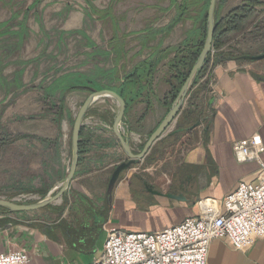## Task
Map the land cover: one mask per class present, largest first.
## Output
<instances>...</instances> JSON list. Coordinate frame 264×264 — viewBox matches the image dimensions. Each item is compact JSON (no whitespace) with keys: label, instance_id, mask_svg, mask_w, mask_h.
Instances as JSON below:
<instances>
[{"label":"crops","instance_id":"crops-1","mask_svg":"<svg viewBox=\"0 0 264 264\" xmlns=\"http://www.w3.org/2000/svg\"><path fill=\"white\" fill-rule=\"evenodd\" d=\"M110 1L104 0L105 5L101 0L93 2L105 9ZM244 1L217 0L215 21L225 18ZM255 1V15L245 22L242 31L229 34L215 53L233 57L219 63H215L216 55L211 59L190 88L179 116L153 145L147 160H141L143 170L121 173L110 199L107 190L111 176L127 156L113 131L117 103L107 97L96 99L84 117L80 137L83 152L70 186L58 200L39 210L11 212L21 216L9 214L14 222L0 228V253L27 249L31 254L29 264H90L104 253L109 230L158 232L199 216L198 202L204 199H210L223 211L221 201L226 194L233 192L240 181L255 180L259 163H239L233 151L234 142L240 139L255 138L264 145V58H248L264 54V0ZM124 2L129 4L123 15L114 9L120 27L118 36H124L119 51H125V56L118 63L113 54L107 56L112 29L104 33L95 15L85 17V3L84 10L81 8L84 15L76 18L74 28H68L77 35L76 46L82 48L70 50L66 37L60 35L56 40L59 51L50 56L55 61L49 68L36 71L31 81L21 78L20 71L3 86L4 99L9 91L24 99L33 92L34 105L39 106L33 119L37 118L45 128L37 135L24 133L29 137L19 140L6 134L0 136L1 198L12 195L18 203H34L57 191L66 177L72 157L70 118L79 99L91 94L68 89L71 79L83 75L92 81L91 86L99 88L96 90H124L125 74L155 50L163 51L183 42L192 47L202 36V9L186 15L169 31L168 24L176 16V10L169 8L170 0H122L116 5ZM155 30L159 31L154 33ZM178 55L169 52L156 69L153 92L144 91L126 107L123 130L130 132L135 151L142 150V144L171 107L170 98L165 99L171 89L166 80L173 74L170 64ZM60 56L64 61H57ZM38 58L36 54L30 60ZM108 62L105 70L103 64ZM147 101L152 106L145 114ZM156 116L160 118L151 127ZM30 137L39 139L42 147L20 151L10 148ZM260 157L264 161V152ZM53 178L56 180L52 184ZM24 194L31 197L22 202L19 199ZM206 263L264 264V239L244 250L232 248L224 239L213 240Z\"/></svg>","mask_w":264,"mask_h":264},{"label":"built area","instance_id":"built-area-1","mask_svg":"<svg viewBox=\"0 0 264 264\" xmlns=\"http://www.w3.org/2000/svg\"><path fill=\"white\" fill-rule=\"evenodd\" d=\"M216 52L215 48L211 50V59ZM233 151L239 163L257 161L260 169L255 180L240 181L233 192L224 196L223 211L210 199H204L198 202L199 216L186 218L158 232L125 233L111 229L106 236L104 253L90 264H207L213 240L224 239L232 248L244 250L264 239V161L260 157L264 145L255 138L240 139L234 142ZM140 162L129 171H142ZM30 197L24 194L19 200L24 202ZM30 261L27 249L0 253V264H29Z\"/></svg>","mask_w":264,"mask_h":264},{"label":"rangeland","instance_id":"rangeland-1","mask_svg":"<svg viewBox=\"0 0 264 264\" xmlns=\"http://www.w3.org/2000/svg\"><path fill=\"white\" fill-rule=\"evenodd\" d=\"M93 1H96V3L100 2V0ZM101 1L103 5H105L104 0ZM85 3V0H0V136L4 135V133L12 137L14 136V138L22 136V134L25 135L24 133L37 135L45 128L41 127L42 122L37 118L33 119V116H36V112L39 110V106L34 105L35 102L32 97L33 92H31V96L24 99L22 95L18 96L17 92L13 93L9 91L7 93L8 97L6 96L7 98L4 99L6 94L3 93V86L5 83L10 84L11 80L14 78L13 75L20 73V71H22V74H20L21 78L31 81L36 71L39 72L49 68L51 63L55 61L51 59L50 56L53 55L54 52L59 51L56 40L60 35L66 37L68 40L66 41L67 48L70 50L82 48L76 46L77 35L75 33H70L72 30L68 31V28H74L76 18L83 14L81 13V8ZM128 4L129 3L124 2L118 6L116 5L115 10L117 14L123 15L124 7ZM84 14L85 17L91 15L88 12ZM66 20H70V22ZM4 23L9 24L8 29L10 31H15V33L21 32L20 28L22 25L26 30L23 41L20 40V38L11 37L8 33H6L7 35H3L2 30ZM90 23H92L91 20ZM82 27L84 30H87L86 25H82L81 28ZM93 28L96 29L95 26ZM109 30L110 28L107 27L103 32L107 33ZM93 31H91V33H93ZM36 54H39V58L34 59V61L30 60ZM57 61H64V59L60 56L57 58ZM19 62L22 63L18 64ZM109 65V62L103 64L105 70ZM76 99L77 98H75V100ZM83 100H85V98L79 99L78 104L74 106L73 115L69 123L70 132L72 131L75 116L83 104ZM24 115L30 116L31 118H24ZM158 118L160 117L156 116L154 122L151 120V127L156 126ZM51 128L52 127H50V129ZM151 133L152 132H149L148 134L150 135ZM25 141L16 143L10 148L20 151L25 148L37 149L42 147V142L37 138H31ZM136 152L140 151L136 150ZM142 163L143 167L141 170L145 167L144 162ZM17 171L21 176V173H19L21 171L20 167L17 168ZM12 174L8 175L12 176ZM55 180L56 179L53 178L51 183L53 184ZM52 184L48 185L51 186ZM12 199L15 198L11 195L7 197L6 200ZM9 214L17 217L21 216L18 215V213L17 215L16 213H6L0 208V217H9Z\"/></svg>","mask_w":264,"mask_h":264},{"label":"trees","instance_id":"trees-1","mask_svg":"<svg viewBox=\"0 0 264 264\" xmlns=\"http://www.w3.org/2000/svg\"><path fill=\"white\" fill-rule=\"evenodd\" d=\"M122 0H111L108 4V7L105 9L98 8L93 0H85L87 4V10L91 14V16L95 15L97 17V20L101 21L102 27L107 29V27L111 28L113 33L112 36L107 41L108 43V55L113 54L114 62L118 63L119 60L123 59L125 56V51L120 52L119 49L122 48L124 45L123 43V37L118 36V31L120 30V27L118 26V19L116 17V12L114 11L115 5ZM210 0H170V7L174 8L176 10V16L170 21L168 24V30L170 31L173 29L177 23L182 21L184 18H186V15H189L190 13H200V9H202L201 13V19L203 24V30H202V36L200 40L196 43V45H193L190 47L188 42H183L182 44L171 46L163 51H159L158 49L155 50L154 54L151 55L148 59L142 61L139 63V66L135 68L131 73H126L123 77V83H124V90H118L117 93L127 102V106L136 102L140 96L143 95L144 91H147L148 93L153 92V81L155 78V73L157 72L156 69L159 65V63L164 60L166 57H168L169 52L175 51L176 55L178 54H187L189 56H185L183 58H180L179 55L177 58L170 64V69L172 70L173 74L170 76L169 79L166 80L167 85L171 87L170 93H168V97L166 96L165 99L171 100V104L176 98L177 94L179 93L182 84L185 82V79L188 77L190 73V69L192 68L193 64L199 57V53L204 45L205 37H206V30H207V14H208V6H209ZM258 4V1L255 0H246L242 3V5L235 7L232 9L225 18L221 20H216V30L213 36V49L220 48L226 41L229 34L234 32H240L242 31L245 22L251 19L255 13H256V6ZM166 11V10H164ZM9 24L4 23L3 27V35L8 33L11 37L20 38V40L23 41V38L25 37V28L21 25V32L15 33V31H10ZM159 30L153 31L154 33L158 32ZM7 35V34H6ZM110 49V50H109ZM106 54L103 53V56ZM229 57H233V55L229 56H223V55H217L216 54V61L215 63H219L223 60H226ZM211 60V54L208 56L205 66L203 68V71L199 75V77L196 79L198 80L202 73L206 70L205 67H207V64ZM184 69V71H183ZM76 77V76H75ZM77 79H71L70 82H72L71 87L68 89H77V90H85L87 92L93 93L96 89H99L97 87L91 86L92 81L83 75L77 76ZM177 81V84L174 82ZM15 83V81H14ZM47 91V90H46ZM49 93V92H48ZM51 107H54L55 104L53 102L49 103ZM152 104L150 101H147V109L145 111L148 112L150 110ZM171 106V105H170ZM143 117H145L143 115ZM180 128V127H179ZM178 128V129H179ZM6 134V133H4ZM82 134V133H81ZM29 137L28 135H22L17 136L14 139H22V138ZM32 138V137H30ZM144 143L142 144V148ZM80 148V155L83 152L82 148V142L79 143ZM148 158V157H147ZM145 160H147L145 158ZM2 211L6 213H11L13 211L6 210L2 207H0ZM14 220L11 217H1L0 218V228H4L10 223H13Z\"/></svg>","mask_w":264,"mask_h":264},{"label":"water","instance_id":"water-1","mask_svg":"<svg viewBox=\"0 0 264 264\" xmlns=\"http://www.w3.org/2000/svg\"><path fill=\"white\" fill-rule=\"evenodd\" d=\"M216 3L217 0H210L208 6V14H207V30H206V37L204 45L199 53L198 59L193 64L192 68L190 69V73L188 77L185 79V82L182 84L179 93L177 94L176 98L171 104L169 111L167 112L164 119L158 124L154 132L147 138L144 143V147L140 152H136L131 146V138L130 132L126 129L123 130L124 120H125V112L127 107V102L117 93L116 91L110 89H103V90H95V92L91 93L81 105L78 113L75 116V121L72 127V138H71V148H72V157L70 161V167L68 169V173L64 180L62 181L61 185L57 187V191L54 193H48L45 197L39 199V201L34 203H18L15 200H6L0 197V207L11 210L13 212H24V211H32V210H39V208L45 207L54 201L58 200L63 193L68 189L70 186L71 181L74 179L75 172L79 165V157H80V137H81V129L84 122V117L87 111L92 107L96 99L100 97H107L111 98L114 102L117 103L118 109L115 114V119L113 123V131L116 133L117 137L119 138L120 144L124 149V152L127 156V161L120 164L112 174V178L110 180L108 186V198L112 197V191L114 185L119 180V176L124 171L130 169L133 165L139 163L142 159H144L150 150L153 148V145L157 142L158 139L162 138L164 134L167 132V129L170 127L171 123L176 120L179 116V112L181 111L184 103L185 98L193 86V83L199 77L203 68L205 66L206 60L210 55L211 50L213 49V36L216 30V21H215V13H216ZM249 59L259 60L264 58L263 55L259 56H248Z\"/></svg>","mask_w":264,"mask_h":264}]
</instances>
